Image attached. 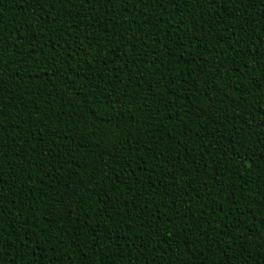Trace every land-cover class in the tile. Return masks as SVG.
<instances>
[{
	"label": "trees",
	"instance_id": "trees-1",
	"mask_svg": "<svg viewBox=\"0 0 264 264\" xmlns=\"http://www.w3.org/2000/svg\"><path fill=\"white\" fill-rule=\"evenodd\" d=\"M0 264H264V0H0Z\"/></svg>",
	"mask_w": 264,
	"mask_h": 264
}]
</instances>
